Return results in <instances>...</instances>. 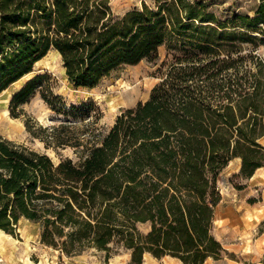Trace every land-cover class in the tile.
<instances>
[{
  "label": "trees",
  "instance_id": "1",
  "mask_svg": "<svg viewBox=\"0 0 264 264\" xmlns=\"http://www.w3.org/2000/svg\"><path fill=\"white\" fill-rule=\"evenodd\" d=\"M261 45L264 0L253 14L222 15L208 0H156L122 13L111 0H0V94L52 50L77 88L167 50L149 97L122 109L101 138L70 120L40 126V136L24 120L47 148L71 146L79 161H55L0 133V229L12 234L25 219L61 253L125 248L128 264H143L146 253L182 264L222 258L220 176L234 159V176L264 167ZM48 78L34 75L15 91L13 117ZM40 89L53 105L49 86Z\"/></svg>",
  "mask_w": 264,
  "mask_h": 264
},
{
  "label": "rangeland",
  "instance_id": "2",
  "mask_svg": "<svg viewBox=\"0 0 264 264\" xmlns=\"http://www.w3.org/2000/svg\"><path fill=\"white\" fill-rule=\"evenodd\" d=\"M116 12L122 13L143 2L154 6L156 0H111ZM218 14L242 12L253 14L259 0H208ZM264 56V45L258 48ZM166 46L159 49V58L143 60L136 65H124L106 77L94 88L73 86L65 74L60 55L54 50L39 60L34 72L0 94V133L19 144L48 153L55 161L63 157L80 160L73 147L47 148L45 142L35 137L26 127L30 118L34 130L40 136V126L51 127L65 120L76 123L87 136H104L124 108L135 107L146 100L152 87L160 81L167 69ZM47 73L50 78L42 81L29 101L20 105L19 117L10 113L13 94L25 81L37 74ZM49 104L41 94L46 88ZM57 97L58 99H55ZM74 107V108H73ZM69 115L64 114V111ZM94 137V136H93ZM264 144V137L261 139ZM241 168V160L234 159L223 170L219 187L222 201L216 211L214 233L229 253L220 259H209L205 264H264V167L251 178L234 176ZM146 229V226H142ZM241 248V249H240ZM130 250L115 249L109 257L105 251L91 249L80 255L68 256L40 242V226L28 220H20L14 233L0 229V264H128ZM143 264H182L170 256L157 258L146 253Z\"/></svg>",
  "mask_w": 264,
  "mask_h": 264
},
{
  "label": "crops",
  "instance_id": "3",
  "mask_svg": "<svg viewBox=\"0 0 264 264\" xmlns=\"http://www.w3.org/2000/svg\"><path fill=\"white\" fill-rule=\"evenodd\" d=\"M239 160H240V159H239ZM263 238H264V231H263V233L261 234V237H259L258 240L263 239ZM240 249H241V248H240ZM244 264H246V263H244ZM259 264H262V262L260 261Z\"/></svg>",
  "mask_w": 264,
  "mask_h": 264
},
{
  "label": "bare ground",
  "instance_id": "4",
  "mask_svg": "<svg viewBox=\"0 0 264 264\" xmlns=\"http://www.w3.org/2000/svg\"><path fill=\"white\" fill-rule=\"evenodd\" d=\"M59 55V54H58Z\"/></svg>",
  "mask_w": 264,
  "mask_h": 264
}]
</instances>
